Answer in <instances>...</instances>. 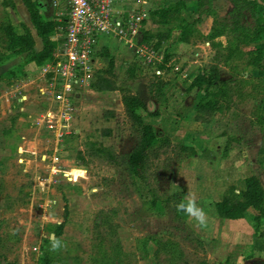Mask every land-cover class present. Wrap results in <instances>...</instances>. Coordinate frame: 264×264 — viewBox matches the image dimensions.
Instances as JSON below:
<instances>
[{
    "label": "rangeland",
    "instance_id": "rangeland-1",
    "mask_svg": "<svg viewBox=\"0 0 264 264\" xmlns=\"http://www.w3.org/2000/svg\"><path fill=\"white\" fill-rule=\"evenodd\" d=\"M40 1L47 17H59L50 0ZM175 1L148 0L146 15ZM186 1L191 4L195 0ZM15 2L16 9H5L0 0V22L9 15L18 27L22 22L28 24L40 49L42 42L28 9L22 0ZM232 9L231 0H214L212 14L204 15L189 42H180L178 32L173 31L166 43L171 65L162 75L155 73L154 64L129 74L130 65L136 64L138 42L119 41L103 48L99 66L105 70L110 60H115L113 73L119 89L89 91L74 109L71 128L60 138L40 122L46 108L39 94L44 82L40 67L27 77L8 74L18 71L26 56L7 53L0 44V52L7 55L0 63V264H44L43 245L50 248L46 239L62 221L66 224L59 238L66 247L51 252L53 264L263 263L264 223L257 235L255 211L249 209L244 218L225 219L215 216L212 208L229 187L245 188L250 174L258 175L264 185V165L259 161L264 136L256 122L258 106L262 104L264 111V79L256 67L246 64L247 56L224 62L221 54L226 53L231 34L211 38L213 28L223 23ZM196 13L192 5L185 12L192 17ZM254 18L247 12L244 21L252 26ZM219 41L222 46L216 47L213 43ZM249 47L244 44L242 49L248 51ZM191 51H200V56H192ZM214 64L234 85L242 77L252 82H240L242 95L238 86L232 85L231 109L203 123L194 119V107L203 92L189 91L190 80L182 72ZM156 76L170 82L164 104L148 89ZM123 90L149 103L148 111L142 112L146 121L173 141L166 153L154 159L151 183L163 196L185 195L191 190L208 213L206 227L189 218L185 224L179 223L169 210L156 212L143 201L150 197L147 188L141 186V198L124 165H112L93 155L92 142L112 147L119 156L129 153L138 142L125 113ZM155 111L160 115L149 114ZM75 130L78 137H73ZM180 144L195 146L197 153L179 152ZM173 183L175 188H171ZM250 251L253 259L249 260Z\"/></svg>",
    "mask_w": 264,
    "mask_h": 264
},
{
    "label": "trees",
    "instance_id": "trees-1",
    "mask_svg": "<svg viewBox=\"0 0 264 264\" xmlns=\"http://www.w3.org/2000/svg\"><path fill=\"white\" fill-rule=\"evenodd\" d=\"M29 11L31 23L36 31V35L41 39L42 47L37 49L36 37L32 28L22 22L18 27L7 15L0 22V44L7 53L22 55L25 59L20 65L18 71H9L12 76L27 77L37 67L43 66L53 57L58 42L55 35L59 29L66 26V16L61 18H49L43 12V5L40 0H22ZM233 9L228 17L223 18V23L213 28L211 38H216L225 33L231 34L229 43L222 53L224 62L230 63L233 60L241 59L247 56V65L254 66L258 69L260 77L264 79V0H231ZM214 0H195L188 4L186 0H178L169 5L159 6L149 10L145 25L150 21L152 27L143 28V40L145 45L157 52L164 53V63L171 58L169 47L166 43L170 41L173 31L179 34L180 42H189L199 30V24L202 22L204 15H210L213 12ZM1 5L7 9H16L15 0H1ZM189 5L196 8L197 15L187 16L185 14ZM207 5L208 7H205ZM247 12L255 15L254 25L249 26L244 19ZM216 47H221L222 42H214ZM250 44L248 51H244L242 46ZM7 55L0 52V63ZM164 63H157L159 68H165ZM115 60L111 59L109 67L97 72L92 86L98 92L104 93L118 90V85L114 77L113 69ZM138 72V66L132 64L129 67V74L133 76ZM3 75H0V81ZM241 84L247 85L252 82L251 78L242 77L235 85L231 80L225 79L221 75L220 68L217 64L199 68L190 78L188 90L198 89L203 92L201 98L195 105L194 119L199 122L208 123L219 114L229 111L233 104L232 85L238 86L239 95H242L243 89ZM170 82L161 76H156L152 80L148 89L157 102L164 104L167 98V91ZM255 89V88H254ZM122 102L125 107V113L131 123L132 128L138 137L135 147L126 155L119 156L112 147L99 145L95 142L90 143L93 155L99 157L112 165H124L127 169L130 179L132 180L136 191L141 198V186H145L150 195L143 201L160 214L169 210L173 213L174 218L179 223L185 224L188 217L183 213H178L176 205L184 197L183 193H174L172 195L161 194V192L151 183V170L154 159L160 158L163 153L173 145L171 136L167 133H161L153 123L146 121L143 111H148L146 101L138 94L129 90H123ZM263 105L258 106L256 122L260 126L264 136V111ZM150 115H160L159 111L149 112ZM110 133V131H109ZM73 137H78L73 133ZM179 152L195 155L197 149L193 145L180 144ZM259 161L264 165V140L259 150ZM214 215L225 219L244 218L249 211H255L253 222L255 233H260V227L264 223V185L256 174H250L245 178V188L237 189L231 186L225 192L221 200L215 201L212 205ZM66 221L55 225L54 236L59 238L63 232ZM262 232L261 235H263ZM50 243V238L46 239ZM157 244L160 242L155 241ZM44 249V264H53L51 252L46 245ZM156 254H158L156 252ZM251 255V254H250ZM250 255H248L250 257ZM201 264H215L203 260ZM264 264V261L263 263Z\"/></svg>",
    "mask_w": 264,
    "mask_h": 264
},
{
    "label": "built area",
    "instance_id": "built-area-1",
    "mask_svg": "<svg viewBox=\"0 0 264 264\" xmlns=\"http://www.w3.org/2000/svg\"><path fill=\"white\" fill-rule=\"evenodd\" d=\"M148 0H50L59 18L66 16V26L55 35L58 42L53 57L40 67L44 82L39 94L46 105L40 122L46 124L57 137H62L71 128L77 103L89 92L95 76L102 67L100 52L104 37L134 45L138 42V71L146 65L164 63V53L145 45L143 40L144 21L147 19L145 4ZM151 23L150 21L148 24ZM200 56V51H191ZM165 68L156 65L155 73L162 75ZM176 70L180 67L176 66ZM194 72H182L189 78ZM94 78V79H93ZM93 79V80H92ZM24 110V107H21ZM77 131L75 130L74 133Z\"/></svg>",
    "mask_w": 264,
    "mask_h": 264
},
{
    "label": "clouds",
    "instance_id": "clouds-1",
    "mask_svg": "<svg viewBox=\"0 0 264 264\" xmlns=\"http://www.w3.org/2000/svg\"><path fill=\"white\" fill-rule=\"evenodd\" d=\"M177 184L173 183L171 188H175ZM178 213L185 214L190 220L194 221L197 226L206 227L208 223V213L205 207L198 203L195 194L189 190L183 197L180 203L176 205ZM66 247V244L62 239L55 236L50 238V252H58L62 248Z\"/></svg>",
    "mask_w": 264,
    "mask_h": 264
},
{
    "label": "crops",
    "instance_id": "crops-1",
    "mask_svg": "<svg viewBox=\"0 0 264 264\" xmlns=\"http://www.w3.org/2000/svg\"><path fill=\"white\" fill-rule=\"evenodd\" d=\"M119 44V41L118 40H116L115 38H112V37H104L103 39H102V45H104V47L103 48H107V47H109V46H111V45H118ZM147 105L149 106V103L147 102ZM22 107V106H21ZM24 110H25V108H24ZM237 235H238V233H237ZM243 235V234H242ZM241 235V236H242ZM237 237H239V236H237ZM240 238H244V237H240ZM253 253H255V251H254V249H253ZM249 254H252V252L250 251V253H247V255H249ZM252 256L253 255H250V257L251 258H249V260L250 259H253L252 258ZM254 258L255 259H258L259 258V256L258 255H255L254 254Z\"/></svg>",
    "mask_w": 264,
    "mask_h": 264
},
{
    "label": "water",
    "instance_id": "water-1",
    "mask_svg": "<svg viewBox=\"0 0 264 264\" xmlns=\"http://www.w3.org/2000/svg\"><path fill=\"white\" fill-rule=\"evenodd\" d=\"M54 236V234L52 235V237Z\"/></svg>",
    "mask_w": 264,
    "mask_h": 264
}]
</instances>
